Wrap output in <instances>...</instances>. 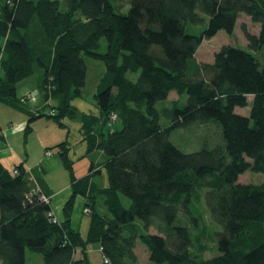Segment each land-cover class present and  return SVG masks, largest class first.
Returning <instances> with one entry per match:
<instances>
[{"label":"trees","instance_id":"trees-1","mask_svg":"<svg viewBox=\"0 0 264 264\" xmlns=\"http://www.w3.org/2000/svg\"><path fill=\"white\" fill-rule=\"evenodd\" d=\"M123 1L4 0L0 6V103L28 115L26 135L41 117L64 128V117L78 113L72 101L82 97L84 57L104 63L95 94L99 113L80 119L88 151L106 157L108 178L106 187L91 184L93 165L75 178L68 143L55 146L71 189L55 224L47 217L51 208L29 195L24 164L14 166L17 175L0 164V264H26V249L43 264H89L90 243L99 244L101 264H137V240L157 264H264V183H238L247 171L264 175L263 0H127L125 10ZM200 14L206 28L192 34L203 23ZM240 14L259 24L258 35L244 30L248 50L224 45L212 63L197 62L203 40L219 31L232 37ZM36 71L43 98L55 102L53 115L31 114L17 95V84ZM171 92L178 99L158 110ZM248 97L249 116L236 114L249 106ZM117 120L121 129L106 135L103 128ZM209 122L219 125L222 143L183 153L169 139L176 129ZM35 176L48 195L42 174ZM203 192L210 218L222 228L210 259L193 236L206 226L189 209ZM78 196L89 210L85 236L71 225Z\"/></svg>","mask_w":264,"mask_h":264},{"label":"rangeland","instance_id":"rangeland-1","mask_svg":"<svg viewBox=\"0 0 264 264\" xmlns=\"http://www.w3.org/2000/svg\"><path fill=\"white\" fill-rule=\"evenodd\" d=\"M60 1H62L63 4V0ZM3 2L4 0H0V6L3 4ZM120 4H122L123 10H125L127 7V0H124ZM200 15L203 18V23L198 27L192 26V28L189 29V32L192 34H199L200 31L206 28L208 18L205 15ZM244 30L248 31L250 34L258 35L259 24L252 23L249 17L244 14H240L234 30V35L230 37L226 32L219 31L211 39L203 40L195 54V60L197 62L212 63L214 54L217 53L224 45H230L248 50ZM105 50L106 40L102 39L100 41L99 52L103 53ZM84 61L86 65V78L85 85L82 90V97L72 101V105L77 108L78 113L73 118H69L68 116L64 117V128L60 127L52 118L41 117L31 123V132L26 135L25 128L26 123L29 120L28 115L12 106L0 103V126L2 128L1 138L3 134H6L7 136V142L5 141L4 137L2 139L0 138V146H5L6 149H10L7 153H4L6 157L4 160V165L9 170L13 171L14 165H16V163L18 164L20 159L25 162L26 167H36L40 159L47 158L45 155L46 149L51 150V155L49 156H53V154H56V148L54 147L57 144L55 143H60V141L65 142L66 140L73 152L71 153L70 158L74 161L73 170L75 175L79 177L86 175L88 173L90 163H96L101 168V174L94 175V183L99 187H106L108 185L107 173L103 168V163L106 160L105 155L103 153H96L89 157L85 156V151L88 148V144L86 140H83L84 135L77 132V128L81 126L80 118L83 113H89L93 115H98L99 113L96 105L95 94L97 93L98 85L105 74V65L102 61L95 60L90 57H84ZM38 74L39 72L36 71L33 76L17 84L18 97L22 98L25 96L26 102L23 104L27 107V109H29L31 114L35 116H38L41 113L48 114V112L53 110L52 107L55 105V102L49 96L46 100L43 98V90H40L38 86L35 88L40 77ZM136 76V74H127V77L131 80H135ZM31 96L33 99L35 98L34 102L33 100H28V98ZM176 99H178V96L172 92L169 95L168 100L157 103L156 108L161 110L164 107H171V101ZM251 101L252 97H248L249 106L246 108H237L235 113L248 117ZM181 102L184 104L186 102V97H183ZM167 123L168 119L162 117L160 124L165 127ZM121 127V121L117 120L111 125L107 124L104 127V133L108 135V133H110L112 130L117 131L120 130ZM169 139L181 152L194 153L199 151L202 147H212L218 143H222V134L217 123L209 122L205 125L195 124L189 127L176 129L170 134ZM32 174L36 178L33 171ZM44 178L52 189H60L66 184L70 183L69 172L63 167L59 168L58 170H51L47 175H44ZM238 183L261 184L264 183V175L247 171L239 176ZM46 196L51 201V196ZM77 198V200H75L73 210L74 212L77 211L79 215L75 218L74 222L77 227H79L78 231L83 236H85L86 231L88 230L87 228L89 227L90 217L87 214H84V199L79 196ZM97 200L99 202L100 209H103L101 205L102 200L100 198ZM121 200L124 207L128 208L130 205L129 199L121 196ZM86 209L88 210V208ZM189 209L190 212H192L191 216L200 217L203 221V225L206 226L204 231L194 230L193 236L196 239L195 245L199 246V244H202V246L205 247L203 258L210 259L217 249V235L222 231V228L218 224L214 223L210 218L209 212L204 202V192L200 199H193ZM52 211L55 213L57 220L62 222L63 219L61 220L59 218L62 216L57 214L53 208ZM180 218L181 220L184 218L182 213H180ZM80 221L82 224H80ZM136 224L139 226V228L141 227L140 221L137 220ZM149 232L152 234H159V232L154 227L149 228ZM134 251L137 256V264H157L150 261L149 253L147 252L145 246L138 240L136 241ZM86 254L89 264L102 263V254L98 243L88 244ZM79 255V252H77L76 257ZM25 259L26 264H43L42 257L29 251L28 249L25 251Z\"/></svg>","mask_w":264,"mask_h":264},{"label":"crops","instance_id":"crops-1","mask_svg":"<svg viewBox=\"0 0 264 264\" xmlns=\"http://www.w3.org/2000/svg\"><path fill=\"white\" fill-rule=\"evenodd\" d=\"M205 63V62H204ZM37 86H38V84L36 85V87L35 88H37ZM172 93V92H171ZM170 93V94H171ZM169 94V95H170ZM37 105H40V104H37ZM63 122V121H62ZM64 124V123H63ZM103 131H104V128H103ZM77 132L79 133V134H82L83 135V133H82V130H81V126H79L78 128H77ZM5 138V141L7 142V136H6V134L4 135H2V138ZM0 138H1V136H0ZM1 138V139H2ZM83 138H84V136H83ZM84 140V139H83ZM62 142H64V141H60V143H62ZM65 142H67L66 140H65ZM60 143H55V144H60ZM68 143V142H67ZM8 144V143H7ZM54 144V145H55ZM56 145V146H57ZM68 145H69V143H68ZM8 150H10L9 148H5V146H0V164L3 166V167H5V165H4V160H5V154L4 153H7L8 152ZM46 150H48V149H46ZM45 150V151H46ZM54 153V152H53ZM71 153H73L72 152V149H71V147L69 146V152H68V156H69V158H70V155H71ZM98 154V153H103L102 151H100L99 152V150H94V151H91V152H89L88 151V148L86 149V151H85V156H91V155H94V154ZM57 154V155H56ZM56 154H53V156H47V158H42V159H40L39 161H38V163H37V166L36 167H32V168H30L33 172H34V174H38L39 172H40V174H42L43 176H42V180H43V186H44V189L46 190V193L48 194V195H50L51 196V207L55 210V212L57 213V214H59L60 216H62V217H59L61 220L63 219V207H64V205H65V203L67 202V200L69 199V197H70V195H71V189H70V183H68V184H66L65 186H63L62 188H60V189H52L48 184H47V182H46V180H45V178H44V175H47L48 174V172H50L51 170H58L59 168H61V167H63L62 166V163H61V161H60V158H59V155H58V150L56 149ZM56 156H58V157H56ZM55 157V158H54ZM70 160L72 161V163H74V161L70 158ZM20 163H23L24 164V167H26V165H25V162L22 160V159H20L19 161H18V164H20ZM17 164V163H16ZM90 165H93V170H92V172H91V174H92V178L90 179L91 180V184L93 183V184H95L94 183V181H93V177H94V175H96V171H98V169L100 168L99 167V165L98 164H96V163H90ZM15 166V165H14ZM98 167V168H97ZM6 169H8L7 167H5ZM26 168H28V167H26ZM13 169V168H12ZM9 170V169H8ZM11 171V170H10ZM73 172H74V170H73ZM88 173H89V170H88ZM87 173V174H88ZM86 174V175H87ZM99 174H101V171L99 172ZM98 174V175H99ZM74 176H75V178H77V179H79V178H81V177H79V176H77V175H75V172H74ZM85 176V175H84ZM84 176H82V177H84ZM97 185V184H96ZM97 187H99L98 185H97ZM99 188H103V187H99ZM79 197H81V196H79ZM81 198H83V197H81ZM78 199V198H77ZM76 199V200H77ZM84 199V198H83ZM84 201H85V199H84ZM85 206V202H84V204H83V207ZM58 212H60V213H58ZM78 212L76 211V212H74V210H73V212H72V216H71V225H72V227L74 228V229H77L78 230V228L79 227H77V225L75 224V222H74V220H75V218L76 217H78ZM80 224H82V222L80 221ZM88 229V228H87ZM88 231V230H87ZM87 231H86V233H87Z\"/></svg>","mask_w":264,"mask_h":264},{"label":"built area","instance_id":"built-area-1","mask_svg":"<svg viewBox=\"0 0 264 264\" xmlns=\"http://www.w3.org/2000/svg\"><path fill=\"white\" fill-rule=\"evenodd\" d=\"M28 100H33V102L35 101V98L33 99V97H29ZM20 102L21 103H24L26 102V98L25 96L20 98ZM54 110H51L49 112L50 115H53L54 114ZM116 116L113 115L112 116V119L115 120ZM45 155L46 156H49L51 155V151H45ZM26 170V173L28 175V179H29V182H31L33 184V188H31L30 192H29V195L30 196H36L40 201L44 202L45 204H47L49 207L51 206V201L50 199L41 191L40 189V186L38 185V182H37V179L33 176L32 174V171L28 168H25ZM18 174V170L17 169H14L12 171V175H17ZM89 210H87L86 208L84 209V213H88ZM47 217L49 218V220L52 222V223H60L56 216H55V213L52 211V208H51V211L47 214Z\"/></svg>","mask_w":264,"mask_h":264},{"label":"water","instance_id":"water-1","mask_svg":"<svg viewBox=\"0 0 264 264\" xmlns=\"http://www.w3.org/2000/svg\"><path fill=\"white\" fill-rule=\"evenodd\" d=\"M263 3H264V0H263Z\"/></svg>","mask_w":264,"mask_h":264}]
</instances>
